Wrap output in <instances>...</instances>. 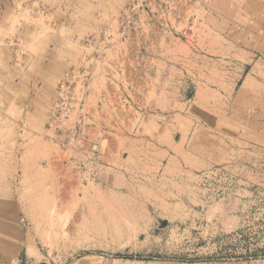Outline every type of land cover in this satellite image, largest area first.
<instances>
[{
	"label": "rangeland",
	"instance_id": "1",
	"mask_svg": "<svg viewBox=\"0 0 264 264\" xmlns=\"http://www.w3.org/2000/svg\"><path fill=\"white\" fill-rule=\"evenodd\" d=\"M0 176V264H264V0H0Z\"/></svg>",
	"mask_w": 264,
	"mask_h": 264
},
{
	"label": "bare ground",
	"instance_id": "2",
	"mask_svg": "<svg viewBox=\"0 0 264 264\" xmlns=\"http://www.w3.org/2000/svg\"><path fill=\"white\" fill-rule=\"evenodd\" d=\"M48 159V158H47ZM29 162V161H28ZM50 164H52V163H50ZM26 168V167H25ZM7 170V169H6ZM2 171V170H1ZM27 171V170H26ZM41 173V172H40ZM1 177V176H0ZM23 196V195H22ZM28 197V196H27ZM37 204V203H36ZM8 233V232H7Z\"/></svg>",
	"mask_w": 264,
	"mask_h": 264
}]
</instances>
